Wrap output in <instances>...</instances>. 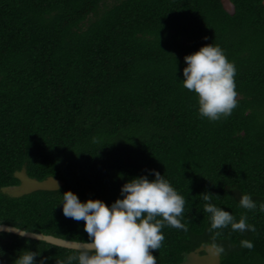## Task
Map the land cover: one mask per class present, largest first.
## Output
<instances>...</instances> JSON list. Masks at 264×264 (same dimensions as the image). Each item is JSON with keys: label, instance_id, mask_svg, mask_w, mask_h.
Listing matches in <instances>:
<instances>
[{"label": "trees", "instance_id": "1", "mask_svg": "<svg viewBox=\"0 0 264 264\" xmlns=\"http://www.w3.org/2000/svg\"><path fill=\"white\" fill-rule=\"evenodd\" d=\"M230 2L0 0V223L87 241L84 221L64 216L62 193L110 204L155 169L184 197L187 229H161L157 264H185L208 244L224 249L219 264H264V0ZM210 43L236 68L237 105L215 121L181 82L184 56ZM22 169L64 184L6 193ZM243 193L255 209L238 206ZM207 202L256 231L209 230ZM27 250L45 264L76 253L0 232L2 264Z\"/></svg>", "mask_w": 264, "mask_h": 264}, {"label": "clouds", "instance_id": "2", "mask_svg": "<svg viewBox=\"0 0 264 264\" xmlns=\"http://www.w3.org/2000/svg\"><path fill=\"white\" fill-rule=\"evenodd\" d=\"M207 37H205L206 39ZM182 86L194 92L198 103V114L210 121L227 117L237 105L234 76L235 65L228 60L219 45H202L198 50L184 56ZM148 175L135 176L124 182L118 196L110 204L100 198L82 201L72 190L62 193V212L65 217L84 221L83 230L87 242L68 255L59 264H157L151 250L160 249L167 225L187 230L182 223L185 199L157 170ZM201 199L210 201L208 192ZM238 206L255 209L256 201L243 193ZM264 212V202L259 205ZM209 214V230L230 226L234 232H255V225L247 223L246 215L239 220L227 210L211 202L203 206ZM22 235V234H21ZM240 246L251 249L253 241L242 239ZM218 252H223L221 247ZM39 253L33 250L20 252L13 264H45V259H35ZM2 264V262H0Z\"/></svg>", "mask_w": 264, "mask_h": 264}, {"label": "rangeland", "instance_id": "3", "mask_svg": "<svg viewBox=\"0 0 264 264\" xmlns=\"http://www.w3.org/2000/svg\"><path fill=\"white\" fill-rule=\"evenodd\" d=\"M225 5L229 10H233V5L230 0H224ZM20 179V184L4 187L6 193L13 196L22 195L31 191L40 189H57L60 188L64 181L57 177H48L44 180H38L28 175L25 169L16 173ZM219 249L215 245H203L201 249L193 251L187 255L185 264H219L221 261L222 253L218 252Z\"/></svg>", "mask_w": 264, "mask_h": 264}, {"label": "water", "instance_id": "4", "mask_svg": "<svg viewBox=\"0 0 264 264\" xmlns=\"http://www.w3.org/2000/svg\"><path fill=\"white\" fill-rule=\"evenodd\" d=\"M11 232L14 234H18L27 238L37 239V240H43L58 246L70 248V249H79L82 247L87 241H80V240H72L67 239L59 236H55L52 234H47L43 232H35L30 230H25L23 228L6 224V223H0V232Z\"/></svg>", "mask_w": 264, "mask_h": 264}]
</instances>
